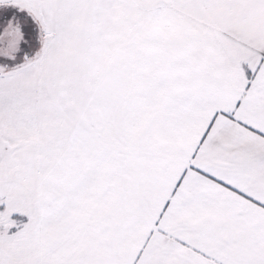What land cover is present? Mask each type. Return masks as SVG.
Returning <instances> with one entry per match:
<instances>
[{
  "label": "snow or ice",
  "instance_id": "obj_1",
  "mask_svg": "<svg viewBox=\"0 0 264 264\" xmlns=\"http://www.w3.org/2000/svg\"><path fill=\"white\" fill-rule=\"evenodd\" d=\"M0 264H264V0H0Z\"/></svg>",
  "mask_w": 264,
  "mask_h": 264
}]
</instances>
